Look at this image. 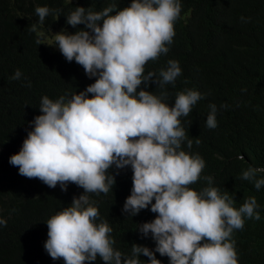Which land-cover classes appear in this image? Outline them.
<instances>
[{
  "label": "clouds",
  "instance_id": "1",
  "mask_svg": "<svg viewBox=\"0 0 264 264\" xmlns=\"http://www.w3.org/2000/svg\"><path fill=\"white\" fill-rule=\"evenodd\" d=\"M49 11L35 8L39 20L30 31L37 45L49 39L39 27ZM180 13V0H131L129 6L111 3L99 11L77 6L66 15V23L84 27L74 34L52 33L46 44L57 46V55L95 77L79 93L56 100L42 96V114L30 122L32 130L9 158L21 176L49 188L59 184L67 191L71 183L83 189L45 222L44 249L53 260L90 264L99 256L104 264H238L231 236L247 222L260 220L258 200L222 191L211 176L198 185L205 161L182 149L185 142L191 149L193 141L180 117L189 115L201 92H177L170 107L164 102L169 95L164 86L175 85L179 62L170 59L166 67L165 60L158 74L147 69L149 61L168 53ZM21 75L17 69L11 79ZM149 82L161 89L159 95L138 91ZM209 109L206 127L215 129L217 107L209 104ZM112 166H130L132 177L116 191L115 217L103 219L89 194L112 191ZM262 173L264 167L250 165L240 178L259 190ZM6 225L0 218V226ZM155 253L167 256L169 263Z\"/></svg>",
  "mask_w": 264,
  "mask_h": 264
},
{
  "label": "trees",
  "instance_id": "2",
  "mask_svg": "<svg viewBox=\"0 0 264 264\" xmlns=\"http://www.w3.org/2000/svg\"><path fill=\"white\" fill-rule=\"evenodd\" d=\"M130 2L0 0V218L7 221L6 226H0V264H64L62 259L53 260L44 249L45 222L55 212L70 206L74 196L83 194L82 188L71 183L67 191H62L59 184L49 188L38 179L21 176L18 168L9 163L10 156L18 153L32 130L30 122L42 114V96L56 100L61 95L84 91L95 80L86 76L75 61L68 62L62 54L57 55V46L46 45L49 41L37 45V37L30 31L39 20L35 8L46 6L50 10L39 25L46 35L62 30L74 34L84 27L73 28L66 23V15L74 7L99 11L111 3L123 8ZM180 3L173 42L166 45L169 51L149 61L147 69L158 74L165 60L166 67L170 59L179 62L181 75L175 85L164 86L169 94L164 102L170 107L177 92H201L202 99L193 105L189 115L180 117L188 139L193 141L191 149L186 142L182 149L199 154L205 161L198 185L206 183L204 177L211 176L222 191L233 193L236 198L251 194L258 200L260 220L233 230L231 239L235 241L238 264H264V186L257 190L252 182L240 178L250 165L264 167V0ZM10 60L15 64L11 65ZM17 69L21 78L13 80ZM140 89L155 95L161 92L153 82L147 88L141 84ZM209 104L217 107L215 129L206 127ZM238 155L243 159H237ZM108 172L115 177L112 191L89 194L103 219L107 215L115 217L116 191L122 189L121 181L132 177L130 166H112ZM155 257L169 263L167 256L155 253ZM90 264L104 262L98 256Z\"/></svg>",
  "mask_w": 264,
  "mask_h": 264
},
{
  "label": "rangeland",
  "instance_id": "3",
  "mask_svg": "<svg viewBox=\"0 0 264 264\" xmlns=\"http://www.w3.org/2000/svg\"><path fill=\"white\" fill-rule=\"evenodd\" d=\"M46 36L49 38L47 41H49L52 35H46Z\"/></svg>",
  "mask_w": 264,
  "mask_h": 264
}]
</instances>
